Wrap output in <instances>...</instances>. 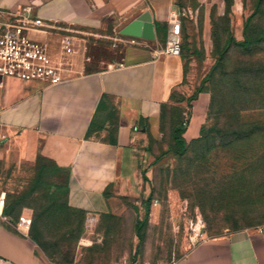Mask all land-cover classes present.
Returning a JSON list of instances; mask_svg holds the SVG:
<instances>
[{
	"label": "rangeland",
	"instance_id": "rangeland-1",
	"mask_svg": "<svg viewBox=\"0 0 264 264\" xmlns=\"http://www.w3.org/2000/svg\"><path fill=\"white\" fill-rule=\"evenodd\" d=\"M178 1L180 18L191 23L184 37L187 49L177 57L182 80L174 65L176 85L162 106L158 131L136 151L138 165L117 213L98 218L93 231H86V216L64 207L66 173L52 177L49 188L35 183L37 159L34 165L9 163V139L0 130V195L6 192L10 205L32 217L41 248L55 263L173 264L202 238L264 229V1L258 11V0ZM129 22L99 29L46 24L35 39L72 76L112 68L130 49L162 55L167 26L159 42L137 45L121 34ZM230 37L248 45L232 43L221 58ZM199 87L203 93H197ZM203 95L208 100L192 139L201 140L178 156L173 130L180 123L188 128ZM248 126L258 132L250 135ZM148 201L141 242L137 220L144 218Z\"/></svg>",
	"mask_w": 264,
	"mask_h": 264
},
{
	"label": "crops",
	"instance_id": "crops-1",
	"mask_svg": "<svg viewBox=\"0 0 264 264\" xmlns=\"http://www.w3.org/2000/svg\"><path fill=\"white\" fill-rule=\"evenodd\" d=\"M25 7L46 24L86 29L131 22L149 11L156 41V25L167 26L169 32L182 10L178 0H0L4 13ZM181 23L184 38L191 23L182 18ZM174 65L182 80L176 56L130 49L112 68L76 75L57 85L0 76V130L9 139L7 161L34 165L41 155L67 171L71 209L99 219L116 214L124 186L138 165L136 151L157 133L162 106L176 85L171 81ZM207 100L203 95L195 102L186 141L198 136ZM3 193L8 206L5 215L0 209V258L11 264H58L30 232L17 231L24 213L11 208L10 195ZM173 264H264V229L202 238Z\"/></svg>",
	"mask_w": 264,
	"mask_h": 264
},
{
	"label": "built area",
	"instance_id": "built-area-1",
	"mask_svg": "<svg viewBox=\"0 0 264 264\" xmlns=\"http://www.w3.org/2000/svg\"><path fill=\"white\" fill-rule=\"evenodd\" d=\"M32 14L31 7H25L18 13L0 11V76L15 77L27 82H42L47 85L63 83L73 76L63 63L51 56L48 46L33 37L32 34L40 33L39 29L46 26V23ZM181 14L184 16V13ZM125 37L131 44L143 45L147 42L139 38ZM182 42L181 18L180 15H175L162 54L179 57L182 53ZM6 204V195L3 193L0 195V209H5ZM0 217H3L1 213ZM98 221L97 216L88 214L86 231H93ZM32 223V217L23 214L18 219L16 229L22 234H28ZM0 264L11 263L0 258Z\"/></svg>",
	"mask_w": 264,
	"mask_h": 264
},
{
	"label": "trees",
	"instance_id": "trees-1",
	"mask_svg": "<svg viewBox=\"0 0 264 264\" xmlns=\"http://www.w3.org/2000/svg\"><path fill=\"white\" fill-rule=\"evenodd\" d=\"M264 0H258V3L256 5V11L259 10L260 6L262 5ZM255 11V12H256ZM254 12V14H255ZM254 14H252L246 24H245V30H247L248 28V25H249V22L251 20V18L254 16ZM156 29H157V37H158V40L160 39V35H161V30L163 29V27L161 28V26L159 25H156ZM165 42V40H164ZM232 43H236L237 45L241 46V47H245L248 45V42L245 40L243 42H236L232 37H230L226 43V46L225 48L223 49L222 53H221V58L224 57V55L226 54L230 44ZM182 49H187V46L184 44V38H183V42H182ZM208 77H206L204 80H203V83H205L206 81H208ZM197 93H203V88L199 87L198 90H197ZM197 98V95L196 97L193 98V100H195ZM256 127L255 126H248V127H245V130H249V134L252 135V134H255L257 133L258 131H256L255 129ZM187 131V128L183 127L182 126V123L178 124L175 126L174 130H173V139H174V142L176 144V147H177V150H175L174 152L178 155V156H183L186 149L191 145V144H195L196 142L200 141L201 138L199 139H194L191 141L190 144L187 143V141L185 140L184 138V135ZM112 142H115V138L112 136L111 138ZM37 161L39 163L38 165V177L36 179V182L37 184H41L42 186L46 187V188H49L51 185V183H49L50 179L52 177H54L55 175H57L58 173H62V174H65V182H64V195H65V204H64V207L67 208V209H70L72 211H75L73 209H71L68 205V202H67V192H68V188L66 186V181H67V171L63 170V169H60L55 163H53L52 161L42 157L41 155H39L37 157ZM6 202H7V198H6ZM11 208L15 209V208H18V206L15 204V205H11L10 206ZM150 202L148 201L146 204H145V215H144V218L143 219H138L137 220V234H138V237L140 238V241L142 242L143 241V236L141 234V231H142V228L149 222V216H150ZM6 208L7 206L5 207L4 209V215L5 213L7 214V211H6ZM76 213L82 215L83 217H85L86 215H84L83 213L81 212H78V211H75ZM34 222L32 223V228H31V235L33 237V239L40 245V247H42V244H41V241H40V237L39 235L37 234V232L34 231ZM46 249H44L45 251ZM46 252V251H45ZM47 254V252H46Z\"/></svg>",
	"mask_w": 264,
	"mask_h": 264
},
{
	"label": "water",
	"instance_id": "water-1",
	"mask_svg": "<svg viewBox=\"0 0 264 264\" xmlns=\"http://www.w3.org/2000/svg\"><path fill=\"white\" fill-rule=\"evenodd\" d=\"M123 36L139 38L146 41H156V31L153 23L152 14L144 12L139 17L128 23L122 30Z\"/></svg>",
	"mask_w": 264,
	"mask_h": 264
}]
</instances>
